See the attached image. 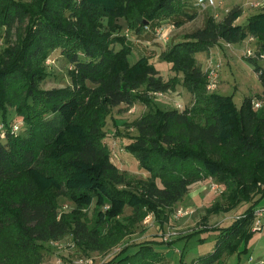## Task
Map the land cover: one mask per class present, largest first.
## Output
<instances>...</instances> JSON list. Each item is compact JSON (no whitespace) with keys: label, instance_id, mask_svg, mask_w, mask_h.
I'll list each match as a JSON object with an SVG mask.
<instances>
[{"label":"trees","instance_id":"obj_1","mask_svg":"<svg viewBox=\"0 0 264 264\" xmlns=\"http://www.w3.org/2000/svg\"><path fill=\"white\" fill-rule=\"evenodd\" d=\"M188 2L0 0V117L7 123L14 108L25 125L22 134L5 124V141L0 140V264H41L40 242L71 232L79 246L101 250L109 243L105 226L110 225L109 237L117 238L150 212L164 225L168 211L209 178L226 185L229 202L213 212L253 201L257 189L260 197L229 226L213 228L219 231L214 250L195 262L218 264L229 254L248 252L259 233L252 231L255 208L264 199L259 187L264 186V66L258 62L264 56V8L241 25L243 9L237 5L170 44L159 55L176 73L169 79L151 55L131 63L134 45L127 29L136 41L150 40L161 20L181 26L194 19L198 12L190 13ZM248 38L257 40L256 57L248 59L263 85L259 108L253 97L238 108L231 96L208 91V73L196 59L221 40L234 44ZM57 50L71 65V84L45 89L48 59ZM178 84L192 94L191 105L151 106L153 94ZM138 102L150 109L128 124L137 134L125 149L149 176L130 191L119 187L128 177L113 160L106 126L116 107ZM61 195L74 203L72 214L59 213ZM93 205L96 213L88 219L82 210ZM127 207L134 213L124 222ZM174 244L152 238L126 246L103 264H165L161 249Z\"/></svg>","mask_w":264,"mask_h":264},{"label":"rangeland","instance_id":"obj_2","mask_svg":"<svg viewBox=\"0 0 264 264\" xmlns=\"http://www.w3.org/2000/svg\"><path fill=\"white\" fill-rule=\"evenodd\" d=\"M200 1L190 0L188 2L190 13L198 12V14L192 20H185L181 26H177L170 19L159 21L163 25L166 40L153 37L150 40L143 39V41L138 42L132 39L133 36L130 34V41L134 45L133 53L129 56L130 62L134 63L141 54L151 55V62L165 79H169L176 73L171 70V64L162 60L159 55L170 44L185 39V35L194 30L204 28L211 15L218 14L217 19H222L227 14L228 9L230 10L237 5L245 10L242 17L239 18L241 25H245L250 16L264 8V0H204L202 4ZM220 1H223L224 5L219 7ZM258 2L260 5L255 6L254 4ZM214 4L217 6L215 7ZM125 30L126 28L123 32ZM116 48H120V45H116ZM249 50L257 53V40L248 38L234 44L221 40L210 51L196 54L198 64L204 71H207L213 63L220 65L219 76L217 77L218 88L215 91L222 95L231 96L238 108H241L245 98L259 99L258 97L263 92V85L255 71V64L248 59ZM50 59L48 76L42 84L43 88L50 89L70 85L71 79L68 72L71 65L69 61L59 50L53 52ZM258 62L264 66V57L258 59ZM152 97L151 106L164 109H183L193 102L191 93L182 84H178L175 89L162 95L155 93ZM149 109L150 106L140 102L129 107L121 105L112 111L113 117L111 115L108 118L106 126L108 136L105 140L113 153V160L128 177V182L119 187L130 191H136L135 182L139 179L148 178L149 173L140 166L138 159L125 149L126 145L132 141V137L137 134L134 128L128 127V124ZM115 120L117 125L114 124ZM5 124L7 127H13V131L24 134V122L16 114L14 108H9L7 123L4 117H0V140L3 141H5L4 135L6 133ZM212 183H218L221 186L220 190H214ZM259 187L260 190L264 188L262 185ZM258 190L252 193L254 200L260 197L256 196ZM226 191L227 188L224 183L209 178L194 185L190 192L176 203L172 210L168 211L164 225L157 222L156 216L152 212L143 219H136L131 229H124L117 238L109 237L110 225H107L102 229V233L105 241H109V243L103 244L104 247L101 250H91L79 246L72 232L59 241L40 242L44 253V261L41 264H103L121 253L126 246L152 238L161 239L168 243L175 241L173 246L161 249L167 257L165 264H180L182 254L185 264H195L196 259H200V257L208 255L214 250L219 231L213 228L229 226L235 217L254 202V200L249 203L244 202L234 209L218 213L213 212L214 206L223 205L225 207L229 204L224 197ZM59 200V213L72 214L75 210L74 203L65 195H61ZM263 206L264 199L256 206L255 211ZM82 211L85 217L92 219L96 213V208L93 205ZM186 212L187 214H185ZM133 213V209L127 207L121 221L128 222V217H132ZM114 224L116 223H112V226ZM252 231H255L254 227H252ZM262 260H264V230L257 233L249 242L248 252L229 254L218 264H262L260 263Z\"/></svg>","mask_w":264,"mask_h":264},{"label":"built area","instance_id":"obj_3","mask_svg":"<svg viewBox=\"0 0 264 264\" xmlns=\"http://www.w3.org/2000/svg\"><path fill=\"white\" fill-rule=\"evenodd\" d=\"M198 1H200V0H198ZM203 1H204V0H201L200 3L202 4ZM252 3H253V2H252ZM254 5H255V6H259V5H260V2L255 3ZM214 6L216 7L217 4H214ZM228 11H229V10H227V12H228ZM214 16H215V18H218V14H217V15H214ZM162 27H163V25L156 29V31H155V35H156V38H158V39H160V40H166V39H165V35H164V30H163ZM147 30L151 31V30L148 29V28H147ZM126 34H127L128 36H130V34H129V30H128V29H127V31H126ZM137 41H141V40H137ZM248 55H249V56H255V57H256L255 53H253V52L250 51V50L248 51ZM263 57H264V56H262V58H263ZM50 62H51V59H48V63H50ZM219 67H220V65H219L218 63H217V64H216V63H213V64L209 67V69H207L208 79H209V81H208V85H207V89H208V91L213 92V91L216 90V88H218L217 77L219 76V74H218V69H219ZM157 93L160 94V95L163 94V92H157ZM253 103H254V107H255V108H259V107L262 106V101L259 100V99H255V100L253 101ZM17 128H18V127H17ZM212 187H213L214 190L218 191V190H220V187H221V186H220L218 183H212ZM185 214H187V212H186ZM254 214H255V217H256V219H255V221H254V224H253L254 230H255V231L262 232V231L264 230V206H263V207H260V208H258V209H256V211H255ZM260 263L264 264V260H262Z\"/></svg>","mask_w":264,"mask_h":264},{"label":"crops","instance_id":"obj_4","mask_svg":"<svg viewBox=\"0 0 264 264\" xmlns=\"http://www.w3.org/2000/svg\"><path fill=\"white\" fill-rule=\"evenodd\" d=\"M219 7L221 6V5H224V2L223 1H220L219 3ZM240 6V5H239ZM243 9V14H244V12H245V10H244V8H242ZM229 10V9H228ZM242 17V16H241ZM237 23H239V19L237 20ZM155 37V39H156V36H154ZM250 40H255L254 38H250ZM192 95V94H191ZM192 100H193V96H192ZM196 264V263H195Z\"/></svg>","mask_w":264,"mask_h":264}]
</instances>
